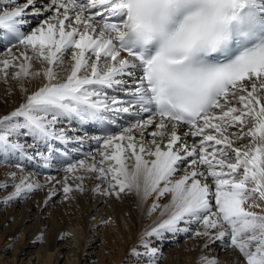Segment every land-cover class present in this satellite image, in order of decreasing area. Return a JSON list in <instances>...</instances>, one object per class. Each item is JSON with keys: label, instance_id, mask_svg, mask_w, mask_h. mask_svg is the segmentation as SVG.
I'll return each instance as SVG.
<instances>
[{"label": "snow or ice", "instance_id": "1", "mask_svg": "<svg viewBox=\"0 0 264 264\" xmlns=\"http://www.w3.org/2000/svg\"><path fill=\"white\" fill-rule=\"evenodd\" d=\"M36 2L0 0V32L12 45L0 58V73L6 79L15 68L14 78L47 81L0 116V147L26 152L21 136L67 141V131L56 127L61 117L91 121L134 113L135 123L97 138L99 164L96 156L67 164L66 174L81 181L75 187L83 191L78 170L98 173L108 182L106 195L127 191L147 200L155 194L149 212L171 194L161 213L167 218L147 235L188 231L178 225L196 223L202 230L195 236L228 237L247 264H264V0H50L43 11ZM47 12L53 14L32 26L29 15ZM20 46L23 51H14ZM66 53L71 69L58 81L56 66ZM34 61L46 66L33 73ZM114 89L130 99L109 97ZM187 137L198 140L189 145ZM233 137L251 141L237 147ZM35 155L48 161L51 148L48 156ZM182 165L190 170L173 179ZM68 178L57 181L65 199L73 191ZM39 187L21 176L7 200Z\"/></svg>", "mask_w": 264, "mask_h": 264}, {"label": "bare ground", "instance_id": "2", "mask_svg": "<svg viewBox=\"0 0 264 264\" xmlns=\"http://www.w3.org/2000/svg\"><path fill=\"white\" fill-rule=\"evenodd\" d=\"M5 2H7V0H5ZM49 3H50V0H37L36 7L41 8V10L43 11L44 8H46ZM2 6L3 5L0 4V7ZM16 6H22V4H17ZM31 11H35V9H32ZM52 14H53L52 12H47L46 15L41 16V17H33L29 15V20L32 26H36L38 19H46L48 16ZM25 31H27V29H25ZM4 39L5 38L3 36V33L0 32V49L8 43L7 40L5 42ZM8 47L9 46H7L3 51H6ZM23 50H24L23 46H20L19 48L14 49V51H23ZM6 54H7V51L3 55L1 54L2 56L0 57H4ZM28 54L32 55L30 49L28 50ZM121 55L125 57L127 56L123 53H121ZM71 64H72V61L70 58V53H66L64 63L62 65L56 66V71L59 74L58 81H63L66 78V76L70 72ZM45 66L46 65L42 64L40 61H34L31 67V72L34 73L38 70L43 69V67ZM16 70L17 69L15 68L9 69V75H12V73ZM9 75L8 77H10ZM46 82H47L46 78L43 77L42 75L21 77V78H16L14 80L9 79L8 84H6L5 86V90L3 87H2L3 89H0L1 116L9 114L14 109L19 107L20 104L25 103L27 95H30L34 91L38 90ZM129 83H131V81H129ZM3 92L5 93L3 94ZM109 97H112V96L109 95ZM237 107H239V105H237ZM80 121H81L80 119L74 118L72 116H69L67 118H64V117L60 118L58 124L56 125L57 129L63 128L67 131V134L69 132L70 133L72 132V135H73V136L68 135V140L64 141L67 145H64L62 142L61 143L67 150H71L70 148L74 149L77 152V155L82 156L84 155V153H87L88 158H84V160H87L88 163H91V156H96V162L97 164H99L100 157L99 155L96 154L97 147L99 146L97 143V138L99 137L96 136L95 134L93 135L91 134L92 135L91 136L90 133L88 132L82 133L81 127L83 126V123H85L86 121H81L82 123L79 124ZM130 123H135V122L130 121L122 128H127ZM76 124L79 125L78 130H75ZM247 126H251V121H249V124ZM247 126L245 127V131H247ZM120 130H117L115 132H119ZM178 131H179V134L183 137L184 133L187 131V128L185 126H182L178 129ZM230 131L236 132L237 129L232 128L230 129ZM88 135H90L89 138H87ZM135 135L137 139H140V136L138 133H136ZM77 137L79 139H76ZM22 138L24 137H20L21 143L25 141ZM29 138H31V136H28L27 139ZM147 138L149 140L151 139V137H147ZM186 139L189 145H191L194 141L198 140L197 137H187ZM49 140L61 141V140H56V139H49ZM233 140H234V146L239 147L242 145L249 144L251 141V138L246 137L244 139H237L236 137H233ZM26 142H29V141L27 140ZM26 147H28V145ZM4 149L10 150L11 159L9 160L7 159L5 164H2L3 166H0V184L19 183L21 176H23V177H30L31 181L38 183L40 185L39 187V190L41 189L40 191H42L43 189L46 190V193L43 191V193L40 195V197L37 200L35 198H32L31 200L25 203V207H20L21 210L18 212L17 218L12 217L11 219L9 218V220L7 221L5 219L4 220L2 219L3 221L0 222V250H2V252H4V250L6 251V248H8L10 244L14 242L13 241L14 238H12L14 233L20 232L23 235H25L24 240H22V238L16 239L18 245L12 247V250L10 251V253L7 254V256L11 258H15V260H17L19 258L22 259L24 255L25 256L29 255V257L27 256L28 259L27 261H25V264H31L33 260L32 261L30 260V254L35 253L36 256L38 255V258L40 255H41L40 258L42 257L40 264H53L56 262H60L61 264H78L80 255H77L76 253L74 255H70L69 250L71 249L74 250V249L72 247L68 248L67 245L64 244L65 240L58 241V238L62 231L66 230L70 232L68 229L70 227H76L78 223H80L81 225L82 224L84 225V226L82 225L83 230L84 229L87 230L89 226L88 224L85 223L86 222L85 217L86 215L90 214L91 211H94V210H95L94 213H97V216H100V218L101 217L103 218L112 217V219L114 220L116 219L118 221L120 233H122L123 224L119 223L118 212H113L112 209H108V203H110L112 198L113 197L119 198V197L116 196L115 194L113 195L105 194L106 189L108 188V182L106 180L99 178L98 173L88 172L83 169L78 170L75 173V175L87 177V181L85 180L86 183L84 182V185H83V191H80L77 189L76 192L74 193L72 192V194L70 195L71 196L70 201L68 199L69 197L65 199V195H61L60 198H63V204L61 205V207L55 208L53 207L54 201L51 199L59 194L60 188H63V184L57 183V181L63 180V178L66 175H68L69 177L68 183L71 185V182L69 181L73 180L72 174H64L65 172L61 174L52 173L51 175H48L45 178H42V177L39 178L38 171L44 172V174H46L47 172L51 171V168L53 169L52 164L49 163L52 158L48 161H45L44 159L41 158L39 159L41 162H39V160L37 161L29 157L30 155L23 157L21 155L22 152L20 150L12 149L10 147L4 148ZM51 156H53L52 153H51ZM59 162H61V160H59ZM133 162L134 161H128L130 166ZM68 163L69 162H67V164ZM18 165L19 167H17ZM189 170L190 169L187 167V165H182L181 170L179 171L180 173L174 176L173 179H179L180 176L184 175L185 171H189ZM199 170L204 171V166H199ZM13 172L17 173V177L15 180H12L10 178V174ZM90 176L93 177L92 180H90L89 178ZM48 177H52L53 179L48 180L47 179ZM198 178L201 179L202 182H204L203 177H198ZM207 182L210 184L213 183L211 181V178H208ZM105 183H107V186H103V184ZM97 185L100 186V190L94 191ZM213 191H214V187H213ZM53 192L54 194L50 195ZM80 192L83 194V196L79 198L78 202L75 201L76 203L72 205V202H74V198H76L80 194ZM124 193H128L129 194L128 197L130 198V200L129 201L127 200L128 202L123 207V210L127 211L126 217L128 219V221H126L127 231H124V232L125 233L130 232L131 234L132 233L134 234V236H132L133 241L131 243H134L135 245L141 241L140 240L141 235L144 234L148 236L147 233L150 232L151 229L161 219L167 218V213H165L162 216L161 214H158L159 209H157V212L153 214L151 217L152 221H150L148 225L142 226L143 224L142 216L143 214L144 215L148 214V209H147L148 205L146 204V200H142L140 196H137L135 194V192L125 191ZM89 199L90 201L92 200L93 202L91 203L90 201H88ZM170 199H171V194H168L169 202H170ZM103 204L105 205L103 206ZM213 204H214V201H213ZM4 212L13 213L11 209H7ZM28 215L29 216L32 215L34 217L33 225L26 226L24 225V223L21 224L23 222V219L27 218ZM44 216H48L49 218L48 225L46 227L47 229L41 228L42 227L40 224L41 222L37 221L38 219L36 220V217L38 218V217H44ZM197 230H202V225L200 228H197ZM215 231H218V230H213V234H215ZM117 237L119 238L120 236L116 235V238ZM159 238H160V235L157 236V239ZM228 240H229L228 237H225L224 239L209 240V238L207 237H197L196 236L189 242L191 246H186V248H184V251H180V248L176 247V251L170 250L169 252H167L166 253L168 257L167 259L169 260L170 257H173V260H174L175 258H177V256H184L185 257L184 259L186 258L189 259L190 257H193L195 259L196 257H199L201 264H202L201 257H207L209 259L215 258L216 260H218L219 264H247V260L243 256V254L240 253L238 249L232 247L230 245V240L229 241ZM36 241L39 243H42V249L41 250L36 249L35 251L34 250L32 251L29 248L31 245L33 246L34 244L32 243ZM206 244H207V247H205ZM81 246H84V244L81 243ZM146 246L148 247L149 244L147 243L145 247ZM141 249H144V248H141ZM124 251L128 253L130 252V248L127 247L124 249ZM119 252L120 250H117L115 255H112L110 259L111 262L108 264H111L113 262V258L114 259L117 258L116 256L119 255ZM76 259L78 261H76ZM184 264H188V262L186 261L184 262Z\"/></svg>", "mask_w": 264, "mask_h": 264}, {"label": "rangeland", "instance_id": "3", "mask_svg": "<svg viewBox=\"0 0 264 264\" xmlns=\"http://www.w3.org/2000/svg\"><path fill=\"white\" fill-rule=\"evenodd\" d=\"M2 51L0 52V56H2L7 50L3 51V52ZM0 58H2V57H0ZM9 76L10 77H7L5 79L3 74L0 73V89L4 88V90H5V86H6V84H8L9 79L10 80L16 79L12 75H9ZM4 93L5 92H3V94ZM5 96H6V94H5ZM0 116H1V112H0ZM68 135L69 136L72 135V132L71 133L69 132ZM21 137H24V136H21ZM89 137H90V135H88L87 138H89ZM27 138L28 137L22 138L25 141H27V140L29 141V142H26V146L28 145V147H26V149H27L26 152L21 153V155L23 157L30 155L29 157L38 161L41 158L37 157L35 155L37 150L43 152L45 156L49 155V151L48 152L46 151L45 146L47 143H50L51 140H49V139L44 140V139L37 138V140L34 141L32 137L29 139H27ZM13 139H15V138H13ZM19 141H20V138H19ZM51 142L57 143L60 145H62V143L64 145H67L64 141L52 140ZM70 149H72V148H70ZM10 154H11L10 150L0 147V163H1L0 166H3L2 164H5L7 159L8 160L11 159ZM16 154H17V152H16ZM87 156H88V154L86 156H84V155L78 156L77 157L78 159L75 158L74 161L69 162V163H75V161H79L81 159L88 158ZM51 158L53 160L51 159V161L49 163L52 164L53 169L51 168V171L47 172L46 174H44V172L38 171V177L39 178L40 177L45 178L48 175H51L52 173L61 174V173L65 172L64 169L66 168L67 163L60 165L59 160H57L58 158H55L54 156H51ZM39 162H41V161L39 160ZM179 173L180 172H178L176 175H178ZM64 174H66V172ZM89 178H90V180H92L93 177L90 176ZM85 180L87 181V177L84 176L83 185H84V182L86 183ZM69 182H71V186L73 188L72 192L73 193L76 192L77 188L75 186H76V184H78V182L81 183V181L73 179V180H70ZM7 184H8V187L0 190V219H1L0 222L3 221L4 219L7 221V220H9V218L11 219L12 217L17 218V214L21 210L20 207H25V203L27 201L31 200L32 198H35L37 200L40 197V195L43 193V191L46 193V190L43 189L42 191H40L41 189L39 190V188H38V189H34L31 192H26V193L22 194V196H20V197L14 198L12 200H7V197L14 191V186H15L14 183H7ZM103 186H107V183L103 184ZM72 192L67 194L69 197L68 198L69 201L71 200L70 195L72 194ZM61 195H65V193L63 192V188H60L59 194L51 199L54 201L53 207H55V208L61 207V205L63 204V198H60ZM128 195H129L128 193H122L121 196H119V198L113 197L112 200L110 201V203H108V209H112L113 212H118L119 223L123 224L122 233H120L118 221L116 219L114 220V219H112V217L111 218L101 217L102 218L101 219L100 216H97V213H94L95 210L91 211L90 214L86 215V217H85L86 222L85 221L84 222L86 224H88V226H89L87 230L86 229L83 230L82 229L83 224L81 225L80 223H78L76 227H70L68 229L70 232H68L66 230L61 232V234L58 238V241H64L65 240L64 244L67 245L68 248L72 247L74 249V250H72V249L69 250L70 255H74L75 253L77 255H80L78 264H108L111 262L110 259H111L112 255H115L117 250H120V252H119L120 256L119 255L116 256L118 258V259L115 258L116 260L113 258V262L111 264H184V262H186V261L188 262V264H201L199 257H196L195 259L193 257H190L189 259H187V258L184 259L185 258L184 256H177V258H175L174 260H173V257H170L168 260L167 259L168 257L166 254L170 250L176 251V247L180 248V251H184V248H186V246H191L189 244V242L194 237H196L194 235V233L197 231V228L201 227L200 224H196V223L187 224V223L181 222L178 225V229H188V231H183V230H176V232L164 231L163 234L160 235L159 239H157V236H149V235L146 236L143 234V235H141V239H140L141 241L138 244L134 245V243H131L133 241L132 236H134V234L133 233L131 234L130 232H126V233L124 232V231H127L126 221H128V219L126 217L127 211H124L123 207L130 200ZM82 196H83V194L80 192V194L76 198H74V202H72V205L75 204L76 202H78L79 198H81ZM123 196H124V198H123ZM154 200H155V194H153L152 196H150L146 200V204L148 205V208H147L148 214H145V215L143 214L142 226H146V225H148V223L150 221H152L151 217L153 214H155L157 212V209H159L158 214H161L164 211V205L169 203L168 195H167L164 198H161L159 200L158 203H159L160 207H158L155 212H149V209H150L152 203L154 202ZM67 201H65V202H67ZM88 201H90V199ZM90 202L92 203L93 201L91 200ZM252 202L253 201H251V200L248 201L249 204H251ZM257 202H260V201L257 200ZM2 203H3V205H2ZM104 205L105 204H103V206ZM7 209H11V211H13V213L4 212ZM60 210H61V208H60ZM252 210L260 211V209H252ZM120 211H122V212H120ZM27 218H24L23 222L21 224L24 223V225H26V226L33 225L34 217L32 215H30V216L28 215ZM36 220L41 222L40 223L42 226L41 228L47 229L46 227H47L48 221H49L48 216L38 217V218L36 217ZM72 234L74 237L72 236ZM116 235H118L120 237L116 238ZM12 238H14V240H13L14 242H12L9 247L7 245L8 248H6V251L4 250V252H2V250H0V264H25V261H27L29 255H26V256L22 255L23 256L22 259L19 258L17 260H15V258H11V257L7 256V254L10 253V251L12 250V247L18 245L16 239L22 238V240H24L25 235H23L20 232H16V233H14ZM81 243H83L84 246H81ZM144 243H146V244L148 243L149 246L146 248L145 247L146 244H144ZM32 244H34V245L33 246L31 245L29 248L32 251L33 250L35 251L36 249H40V250L42 249V243H39L36 241ZM127 247L130 248V252H128V253L124 251V249ZM141 248H144V249H141ZM153 248L156 249V252L154 254L151 251V249H153ZM35 256H36L35 253L30 254V260L31 261L33 260V262L31 264H40L41 259H42V257L40 258L41 255L39 256V258H38V255L36 257ZM76 261H78V260L76 259ZM53 264H61V263L56 262Z\"/></svg>", "mask_w": 264, "mask_h": 264}]
</instances>
